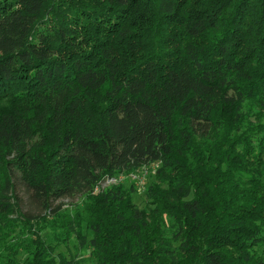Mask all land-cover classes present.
Masks as SVG:
<instances>
[{"label":"trees","instance_id":"obj_1","mask_svg":"<svg viewBox=\"0 0 264 264\" xmlns=\"http://www.w3.org/2000/svg\"><path fill=\"white\" fill-rule=\"evenodd\" d=\"M87 263L264 264V0H0V264Z\"/></svg>","mask_w":264,"mask_h":264},{"label":"rangeland","instance_id":"obj_2","mask_svg":"<svg viewBox=\"0 0 264 264\" xmlns=\"http://www.w3.org/2000/svg\"><path fill=\"white\" fill-rule=\"evenodd\" d=\"M155 169V166H148V167H143L140 169H136L133 172L127 173V174H122L118 176L117 178L113 180H109V182L105 183V185H120L126 190L129 191V189H132V198L134 201V204L138 208H144L147 203H146V198L144 196V190L145 186L152 180L153 176V171ZM16 195L19 197V199L25 203L26 197H25V192L23 190V186L19 185V183L16 184ZM77 200H75L73 203H76ZM24 211H27L26 206L23 207ZM57 252H65V248L63 246H58L57 247ZM71 250V245L69 246ZM91 264V263H87Z\"/></svg>","mask_w":264,"mask_h":264}]
</instances>
